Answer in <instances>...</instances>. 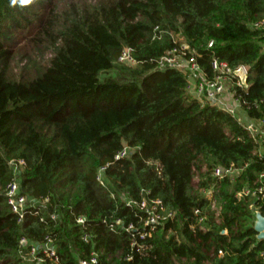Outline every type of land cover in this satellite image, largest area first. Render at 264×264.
I'll return each mask as SVG.
<instances>
[{
    "label": "trees",
    "instance_id": "obj_1",
    "mask_svg": "<svg viewBox=\"0 0 264 264\" xmlns=\"http://www.w3.org/2000/svg\"><path fill=\"white\" fill-rule=\"evenodd\" d=\"M258 21L264 0H0V264H34L29 250L47 236L60 264L92 251L99 264H264L250 208L264 214V201L238 197L264 173L258 144L232 115L191 95L187 71L156 70L180 40L209 78L215 58L245 67L249 87L237 91L260 121L264 29L251 27ZM127 47L135 68L118 66ZM18 58L33 75L15 73ZM125 145L135 151L116 161ZM14 158L27 165L21 194L40 201L21 222L6 198ZM107 164L102 187L96 175ZM232 166L241 170L234 179L212 176ZM123 195L138 204L158 199L176 217L143 248L131 247L143 214ZM78 217L87 218L90 243ZM118 219L135 230L112 231Z\"/></svg>",
    "mask_w": 264,
    "mask_h": 264
},
{
    "label": "built area",
    "instance_id": "obj_2",
    "mask_svg": "<svg viewBox=\"0 0 264 264\" xmlns=\"http://www.w3.org/2000/svg\"><path fill=\"white\" fill-rule=\"evenodd\" d=\"M255 29H264V21H258L251 25ZM157 31V28L155 29ZM179 47L172 49L165 57H162L156 62V70L164 71L166 69H178L180 71H187L189 73V86L188 90L194 98L198 99L203 104H210L216 106L219 109L232 115L237 122L247 130L250 135L255 139L258 144L256 155L260 158L264 157V117L260 121L249 118L246 110L243 108L245 104L242 102V97L238 94L237 88L245 89L240 79L235 76V71L223 61L215 58L212 61V69L215 73L213 78L204 72L198 63V55L195 51L191 52L189 46L184 41ZM213 46V42L209 44V47ZM264 48V45H263ZM118 64L127 67L135 68L138 65V60L134 55V51L131 48H124L120 57L118 58ZM245 68V67H244ZM238 70V69H237ZM245 71L248 74L247 69ZM135 150L123 146V149L116 155L115 160H121L128 158ZM13 175L11 180L6 186V198L7 203L10 206L12 212L18 216L19 222L24 219L25 211L37 206L40 202L36 199H32L29 196L23 195L20 192V179L24 172L26 161L24 159H11L9 162ZM109 167V164L102 166L98 169L96 175V181L105 187V173ZM241 170L236 167L223 168L217 167L213 170L212 176L217 179L230 178L234 179L240 174ZM206 197L212 202V208H215V202L213 200V189H209L204 192ZM238 197H254L256 201H264V173L260 175L254 187H246ZM123 202L127 206L137 207L141 213L143 225L141 230H138V239L133 236L131 247L139 246L143 248L142 241L147 238H151L158 226L164 225L167 221L173 220L176 214L172 211H168L162 201L158 199H148L146 196L142 199L141 203H136L129 199L127 195L122 196ZM48 202V199H44L41 204ZM251 209L257 212H261L255 205L250 206ZM196 215L202 214L199 210L195 211ZM206 220L205 213L202 214L201 222ZM77 225L83 229V241L90 243L91 235L87 233V218L78 217L76 219ZM117 228H121L124 231L135 230L133 225L126 226L123 221L118 219L113 225L111 230L116 231ZM27 240L23 238L20 241L21 248H25ZM20 253H23L22 250ZM222 254V253H221ZM264 258V253H263ZM130 259V258H129ZM28 260L34 264H60V258L58 255L55 240L47 236L45 241L40 245H33L28 253ZM100 255L96 251H92L88 258H82L78 264H99Z\"/></svg>",
    "mask_w": 264,
    "mask_h": 264
},
{
    "label": "water",
    "instance_id": "obj_3",
    "mask_svg": "<svg viewBox=\"0 0 264 264\" xmlns=\"http://www.w3.org/2000/svg\"><path fill=\"white\" fill-rule=\"evenodd\" d=\"M235 76L240 79L245 89H248V74L244 67L235 71ZM254 230L257 233V240L264 242V214L257 212L255 214Z\"/></svg>",
    "mask_w": 264,
    "mask_h": 264
},
{
    "label": "rangeland",
    "instance_id": "obj_4",
    "mask_svg": "<svg viewBox=\"0 0 264 264\" xmlns=\"http://www.w3.org/2000/svg\"><path fill=\"white\" fill-rule=\"evenodd\" d=\"M23 60H21V58H18V59H16V61L14 62V64H13V68H14V70H15V73L17 74V75H19V76H21L22 75V73H25L26 75L27 74H29V75H33L34 74V71H29V70H21V68L23 67V65L25 64V63H23L22 62ZM118 66H122V65H120V64H118ZM124 67V66H123ZM200 180H199V178H195V184H197L198 182H199Z\"/></svg>",
    "mask_w": 264,
    "mask_h": 264
},
{
    "label": "clouds",
    "instance_id": "obj_5",
    "mask_svg": "<svg viewBox=\"0 0 264 264\" xmlns=\"http://www.w3.org/2000/svg\"><path fill=\"white\" fill-rule=\"evenodd\" d=\"M25 3L29 2V0H24Z\"/></svg>",
    "mask_w": 264,
    "mask_h": 264
}]
</instances>
